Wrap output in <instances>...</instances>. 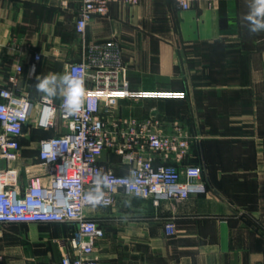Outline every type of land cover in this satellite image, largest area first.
<instances>
[{
    "label": "crops",
    "instance_id": "0c3cea01",
    "mask_svg": "<svg viewBox=\"0 0 264 264\" xmlns=\"http://www.w3.org/2000/svg\"><path fill=\"white\" fill-rule=\"evenodd\" d=\"M248 2L213 0L189 11L175 0L115 3L89 24L88 42L121 44L133 89L186 93L184 100H121L115 112L155 114L167 134L179 125L191 141L183 165H198L209 191L159 207L121 193L115 207L86 209L105 231L99 264H264V32L248 31ZM80 7L81 0H0V84L21 64L17 88L39 102L37 76L63 74L81 61ZM34 53L42 60L31 77ZM27 143L25 134L23 155L35 158L39 145L30 156ZM99 161L117 175L129 173L116 154ZM75 231L58 223L0 225V254L5 264H60ZM53 246L56 261L39 255Z\"/></svg>",
    "mask_w": 264,
    "mask_h": 264
},
{
    "label": "built area",
    "instance_id": "2783aa9c",
    "mask_svg": "<svg viewBox=\"0 0 264 264\" xmlns=\"http://www.w3.org/2000/svg\"><path fill=\"white\" fill-rule=\"evenodd\" d=\"M143 0H81L76 33L82 42L80 62L69 64L72 72L84 81L83 108L67 116L62 98H41L35 102L17 88L24 68L18 64L0 84V225L70 224L76 227L68 240L71 252L60 264H99L96 250L105 237L104 228L86 216L88 208H112L119 194L151 201L154 207L163 202H183L208 194L198 165L185 164L191 141L179 125L174 132L163 130V120L152 114L146 118L121 117L115 109L121 100H169L186 98L181 91H138L126 78V62L121 44L116 40L90 43L87 29L95 17L109 15L110 6L118 3L137 6ZM213 0H175L183 11ZM34 53L29 64L33 77L41 62ZM65 122L66 132L44 138L35 158L23 155L22 139L27 127L57 130V118ZM62 132V128L58 129ZM113 153L129 166L127 175H117L100 164L99 157ZM106 174L110 187L102 189L99 205L85 201V195L100 191L94 177ZM135 183L129 185V181ZM127 186V187H126ZM168 234L176 226L167 222ZM0 264H5L0 254Z\"/></svg>",
    "mask_w": 264,
    "mask_h": 264
},
{
    "label": "clouds",
    "instance_id": "9594fccd",
    "mask_svg": "<svg viewBox=\"0 0 264 264\" xmlns=\"http://www.w3.org/2000/svg\"><path fill=\"white\" fill-rule=\"evenodd\" d=\"M248 11L243 19L251 34L264 32V0H249ZM34 88L44 99L62 98V109L67 116H75L82 111L86 89L84 81L72 72L48 74L36 77ZM100 191L85 195V201L93 206L99 205L103 199L102 189L110 187L106 174L94 177ZM129 181V185L134 184ZM127 187V186H126Z\"/></svg>",
    "mask_w": 264,
    "mask_h": 264
},
{
    "label": "rangeland",
    "instance_id": "374dc122",
    "mask_svg": "<svg viewBox=\"0 0 264 264\" xmlns=\"http://www.w3.org/2000/svg\"><path fill=\"white\" fill-rule=\"evenodd\" d=\"M56 125L59 128H62V132H59V130H42V129H37L35 126L30 124L27 127L26 130V140L28 141L27 147L28 149L26 150L28 153L27 155L32 156L34 151L38 148V145L40 141L44 138H47L49 136H53L56 134H63L66 132V127H65V122L61 120L60 117L57 118ZM28 158V157H27ZM32 158V157H29ZM39 255H45L47 256L51 261H56L58 258V251L57 248L50 247L42 252H39Z\"/></svg>",
    "mask_w": 264,
    "mask_h": 264
},
{
    "label": "trees",
    "instance_id": "16d2710c",
    "mask_svg": "<svg viewBox=\"0 0 264 264\" xmlns=\"http://www.w3.org/2000/svg\"><path fill=\"white\" fill-rule=\"evenodd\" d=\"M184 100V99H183ZM50 137V136H49Z\"/></svg>",
    "mask_w": 264,
    "mask_h": 264
}]
</instances>
